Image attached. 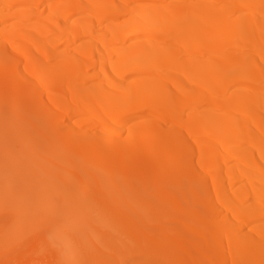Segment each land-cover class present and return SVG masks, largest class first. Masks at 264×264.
<instances>
[{"label":"bare ground","instance_id":"obj_1","mask_svg":"<svg viewBox=\"0 0 264 264\" xmlns=\"http://www.w3.org/2000/svg\"><path fill=\"white\" fill-rule=\"evenodd\" d=\"M0 98V264H264V0H0Z\"/></svg>","mask_w":264,"mask_h":264},{"label":"rangeland","instance_id":"obj_2","mask_svg":"<svg viewBox=\"0 0 264 264\" xmlns=\"http://www.w3.org/2000/svg\"><path fill=\"white\" fill-rule=\"evenodd\" d=\"M7 112H8V122H12V119H13L12 118V114H13L12 108H9ZM10 127H13V126H10ZM16 137L17 136L12 135V136H5L3 138V139L11 138V142L5 145L4 149L0 150V155H5L8 151H11L12 146L14 144L19 143ZM110 223L111 222L104 220L103 222L99 223L96 229L89 230L88 233L78 234V236L75 237L73 241V240H67V239L61 240L59 237H53V236H57L56 235L57 231L54 229L55 226H53V224L49 225L48 223L45 222L40 226V231H39L40 234L37 236V239H36V241H38V244L40 245L38 247V250L39 249L45 250L46 251L44 252L45 256L48 254L47 255L48 257L51 254L58 253L60 251H65L66 258L75 259V260L78 259L84 263H88L91 253L89 251L86 252L82 247H87V248L92 249L93 243L99 244L101 241L100 238L101 239L107 238L108 235L110 234V232H108L107 230V227ZM16 228H17L16 222H10L9 225L4 224V223L0 224V236H2L3 233L9 234L11 233V231L15 230ZM48 239L49 241H47ZM108 252H111V251L109 250ZM129 254L130 253L125 248H123L119 252V256L122 259L128 258Z\"/></svg>","mask_w":264,"mask_h":264}]
</instances>
